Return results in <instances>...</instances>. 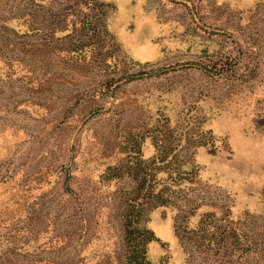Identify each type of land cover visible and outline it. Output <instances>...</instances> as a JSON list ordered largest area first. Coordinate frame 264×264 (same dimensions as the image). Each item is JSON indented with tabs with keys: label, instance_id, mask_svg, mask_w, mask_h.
Listing matches in <instances>:
<instances>
[{
	"label": "rangeland",
	"instance_id": "374dc122",
	"mask_svg": "<svg viewBox=\"0 0 264 264\" xmlns=\"http://www.w3.org/2000/svg\"><path fill=\"white\" fill-rule=\"evenodd\" d=\"M144 176L151 263L264 264V0H0V264H128Z\"/></svg>",
	"mask_w": 264,
	"mask_h": 264
},
{
	"label": "trees",
	"instance_id": "16d2710c",
	"mask_svg": "<svg viewBox=\"0 0 264 264\" xmlns=\"http://www.w3.org/2000/svg\"><path fill=\"white\" fill-rule=\"evenodd\" d=\"M137 76L138 74L129 73L125 78L132 79ZM199 145H201V143L196 144L195 146ZM170 152H172V150ZM166 156H168V154L162 156L158 153L157 158L152 160L153 163H155L156 170L162 169V164L167 162ZM136 177L137 176L135 175V178ZM146 181L147 178L145 176L141 178L138 185L135 187L134 194L127 199V205L125 208L124 228L125 242L127 246L126 260L128 264H153L146 257V245L156 237L152 230L141 224L144 210L143 204L145 203L142 199L152 197L151 201H148V204H150V211L158 206L171 204V201H169L170 199L164 198L161 191L155 195V193L148 190L146 187Z\"/></svg>",
	"mask_w": 264,
	"mask_h": 264
}]
</instances>
